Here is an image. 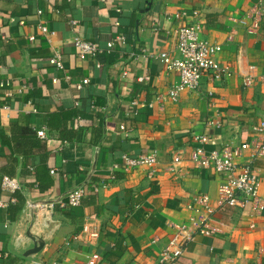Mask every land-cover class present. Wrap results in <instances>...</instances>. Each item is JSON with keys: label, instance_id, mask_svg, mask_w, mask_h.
Returning a JSON list of instances; mask_svg holds the SVG:
<instances>
[{"label": "crops", "instance_id": "1", "mask_svg": "<svg viewBox=\"0 0 264 264\" xmlns=\"http://www.w3.org/2000/svg\"><path fill=\"white\" fill-rule=\"evenodd\" d=\"M255 1L0 0V84L8 81L0 87V264H86L94 251L98 264H160L175 227L201 215L188 206L202 194L214 203L223 180L192 163L193 135H207V150L237 146L264 114V81L242 85L252 65L264 74V18L255 34L230 20L251 14ZM181 10L199 12L202 36L222 46L216 59L229 74L172 100L166 95L177 74L150 55L176 53L175 30L193 22L191 14L173 17ZM43 24L55 34L43 33ZM119 34L125 41L102 67L78 57L75 37L105 47ZM57 50L64 70L49 62ZM82 78L89 83L78 90ZM150 152L157 164L125 167L123 155ZM255 166L264 194V157ZM4 177L19 188L4 191ZM101 183L107 186L94 192ZM78 185L85 195L71 216L53 205L62 223L37 261L10 250L28 196L55 199ZM87 219L100 227L97 247L73 239ZM209 223L217 231L196 232L178 264H264V212L227 208Z\"/></svg>", "mask_w": 264, "mask_h": 264}, {"label": "built area", "instance_id": "2", "mask_svg": "<svg viewBox=\"0 0 264 264\" xmlns=\"http://www.w3.org/2000/svg\"><path fill=\"white\" fill-rule=\"evenodd\" d=\"M116 10L119 11V9ZM39 14H41L40 11ZM187 14L192 15L193 22L191 24H182L175 30L176 53L159 51L150 55V57L159 60L168 71L177 74L178 82L169 89L166 95L172 100H177L180 93L184 91H199L205 79L214 82L223 75L229 74V71L223 68L216 59L217 54L222 50V46L202 36L203 21L199 12L193 10L191 13H187L186 10H181L176 12L173 17L179 18ZM263 18L264 0H256L252 6L251 14H246L239 19L230 17V20L234 23L240 22L249 33L255 34L259 31ZM115 23L117 24V22ZM39 28L43 33L50 36L55 34L45 24L40 25ZM30 39H33V37L31 36ZM124 41L125 36L119 34L113 40L108 41L105 47H101L96 42L75 37L74 46L80 59H93L95 60V66L100 68L103 66L102 57L113 53L117 42ZM49 62L56 69L64 70L62 56L58 50L53 52ZM250 69L251 71L242 77L244 88L254 86L257 79L264 81V74L256 75L255 66L252 65ZM63 78L66 81L71 80L69 74H64ZM53 81L56 82L57 78H53ZM88 83V78H82L76 83V89L79 90ZM7 85L8 81H5L0 84V87ZM28 104H32L31 100L28 101ZM91 104L94 105V101H91ZM133 105H137V102L134 101ZM33 111H37V109L34 107ZM251 132V138L237 146L225 145L221 149L213 150H207L206 148L208 144L206 134L198 133L193 135L192 142L195 146L190 154L192 163L199 168L213 169L223 177V180L219 185L217 199L214 203L208 195L202 194L195 197L193 205L188 206L201 215L199 217H191V224H179L175 227L176 230L173 237L159 255L160 264H178L185 247L192 241L196 232L207 236L213 235L217 228L211 226L209 221L215 212L223 211L227 208L245 209L248 206L253 213L260 214L264 212V194L260 192V177L255 166V162L264 157V114L257 123L251 126ZM36 133L40 138L45 137L43 130H37ZM243 158L245 160L241 162ZM180 159V155L173 157L175 163H178ZM122 160L125 167L131 169L157 164V157L154 152L137 156L125 154ZM54 172L55 170L52 169L51 173ZM106 186V183H101L92 188L94 192H98L100 188ZM1 188L4 191L13 192L19 188L18 181L4 177L1 181ZM84 195V187L74 189L65 197V200L62 199L58 202V206L61 209L76 208L81 204ZM4 206L5 203L0 200V208ZM200 209L203 212H200ZM100 235V227L94 224L92 220L87 219L80 231L73 236V239L97 247ZM99 260L98 253L94 251L88 256L86 264H98Z\"/></svg>", "mask_w": 264, "mask_h": 264}, {"label": "water", "instance_id": "3", "mask_svg": "<svg viewBox=\"0 0 264 264\" xmlns=\"http://www.w3.org/2000/svg\"><path fill=\"white\" fill-rule=\"evenodd\" d=\"M81 185L67 190L55 199H36L28 196L27 210L20 216L10 250L24 258L37 261L47 248L52 234L62 223L61 218L53 217V205Z\"/></svg>", "mask_w": 264, "mask_h": 264}, {"label": "trees", "instance_id": "4", "mask_svg": "<svg viewBox=\"0 0 264 264\" xmlns=\"http://www.w3.org/2000/svg\"><path fill=\"white\" fill-rule=\"evenodd\" d=\"M70 137L72 138L73 136H70ZM36 179L40 181V189H41V190L45 189V186L43 185V181H42V179L40 178V176H39V174H38L37 172H36ZM47 186H48V185H47ZM15 196H16V198H18V199H23L22 196L19 195L17 192H16ZM72 209H74V208L64 209V210H63L64 215H65V216H68V217L71 216V213H69V212H70Z\"/></svg>", "mask_w": 264, "mask_h": 264}]
</instances>
